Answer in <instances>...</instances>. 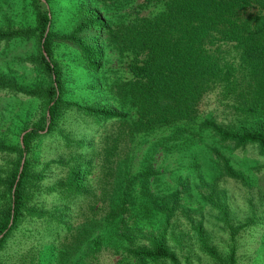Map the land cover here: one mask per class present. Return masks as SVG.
Listing matches in <instances>:
<instances>
[{
    "label": "rangeland",
    "instance_id": "rangeland-1",
    "mask_svg": "<svg viewBox=\"0 0 264 264\" xmlns=\"http://www.w3.org/2000/svg\"><path fill=\"white\" fill-rule=\"evenodd\" d=\"M82 4L117 25L127 22L132 0ZM79 5V0H51L53 50L67 78V94L81 103L110 106L133 121L137 109L130 98L121 96L118 88L110 91L124 77L117 54L111 55L112 70L106 77L71 67L75 48L60 38L74 30ZM39 7L38 0H0V30L35 29ZM40 49L34 38L1 43L0 75L28 86L35 74L23 66V60L39 55ZM91 85L99 88L90 90ZM218 99L217 92L207 96L203 116L221 113ZM38 105L0 92V138L18 144L21 129L38 121ZM90 121L74 110L62 122L66 133L91 147L88 152L81 150L87 187L75 200H60L53 192L63 167L49 164L62 157L64 166H71L78 155L64 153L54 133L35 143L31 174L44 178L31 205L59 219L24 216L1 249L0 264H220L204 248L199 227L220 258L235 249L238 264H264V158L256 145L222 144L205 132L201 137L193 135L183 125L132 133L114 123L95 134ZM14 161L0 153V168L7 169ZM124 200L125 212L119 209ZM163 231L177 254L175 262L141 259L129 252L150 247ZM95 239L102 240L98 251L90 249Z\"/></svg>",
    "mask_w": 264,
    "mask_h": 264
},
{
    "label": "trees",
    "instance_id": "trees-1",
    "mask_svg": "<svg viewBox=\"0 0 264 264\" xmlns=\"http://www.w3.org/2000/svg\"><path fill=\"white\" fill-rule=\"evenodd\" d=\"M94 1L79 0V20L71 34L60 39L75 48L71 67L85 75L106 77L112 70L111 55L117 54L124 77L110 91L118 88L121 96L129 97L137 118L131 121L105 104L81 103L68 96L67 78L53 50L51 0H38L35 29L0 30V44L34 38L41 46L39 55L23 60V66L35 74L28 86L0 75V92L39 102V119L21 129L23 141L14 144L0 138V153L15 158L7 169L0 168V251L24 216L59 219L31 205L44 178L31 174L35 166L31 155L39 139L54 133L64 153L78 155L71 166L65 167L62 157L49 164L63 167L53 191L60 200H75L87 187V170L80 159L81 150L88 152L91 147L62 128L69 111L91 120L89 129H95V134L114 123L132 133L183 125L193 135L201 137L205 132L222 144L256 145L264 158V0H132L127 22L117 25L96 8L82 4ZM215 92L221 113L203 116L204 100ZM105 137L110 141L109 135ZM119 209H128L127 200ZM198 231L204 248L220 264H238L235 249L220 258L204 238L203 228ZM101 245L102 240L95 239L90 249L98 251ZM129 252L152 261L177 260L166 231L150 247Z\"/></svg>",
    "mask_w": 264,
    "mask_h": 264
},
{
    "label": "water",
    "instance_id": "water-1",
    "mask_svg": "<svg viewBox=\"0 0 264 264\" xmlns=\"http://www.w3.org/2000/svg\"><path fill=\"white\" fill-rule=\"evenodd\" d=\"M23 137H24V134L22 135L21 137V141H23ZM24 162H25V159L23 160V163H22V167H21V170L23 169V166H24ZM3 237V235L0 237V239Z\"/></svg>",
    "mask_w": 264,
    "mask_h": 264
}]
</instances>
